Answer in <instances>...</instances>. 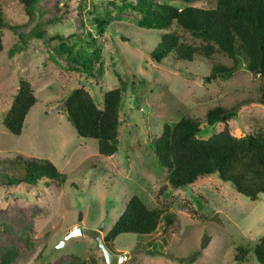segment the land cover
Returning <instances> with one entry per match:
<instances>
[{
    "label": "rangeland",
    "instance_id": "374dc122",
    "mask_svg": "<svg viewBox=\"0 0 264 264\" xmlns=\"http://www.w3.org/2000/svg\"><path fill=\"white\" fill-rule=\"evenodd\" d=\"M158 1L176 8L215 4ZM0 11L7 24L0 50V158L21 154L49 159L66 174L58 185L5 187L0 180V250H19L11 264H63L74 257L84 264H106L96 236L104 238L133 195L173 214V221L166 228L162 218L151 235L123 233L106 243L112 254H127L120 264H261L253 247L264 235V194L251 200L217 174L161 191L167 170L153 147L163 125L183 115L199 120L200 138L220 131L223 123L208 125L205 119L206 111L217 105L236 108L228 121L234 136L261 131L259 75L241 66L231 76L209 81V60L154 61L149 53L162 32L198 40L176 24L167 29L139 25L142 15L121 7L120 0H39L31 22L19 0H0ZM94 18L106 20L103 30ZM34 26L44 32L42 38L29 36ZM87 57L99 59L102 74L91 76L83 69ZM214 61L232 64L219 51ZM20 79L30 82L37 101L21 133L14 135L3 126L2 117ZM120 81L127 89L120 107L118 150L104 156L95 139L77 134L65 99L83 87L101 108L103 93ZM75 227L82 233L65 240ZM237 248L247 251L243 261L235 257Z\"/></svg>",
    "mask_w": 264,
    "mask_h": 264
},
{
    "label": "trees",
    "instance_id": "16d2710c",
    "mask_svg": "<svg viewBox=\"0 0 264 264\" xmlns=\"http://www.w3.org/2000/svg\"><path fill=\"white\" fill-rule=\"evenodd\" d=\"M120 1L121 7L130 8L142 15L139 25L167 29L176 24L198 40L188 41L175 32H162L158 43L149 53L154 61L161 62L166 57L188 62L196 58L209 60L211 67L205 77L209 81L231 76L242 66L261 77L263 83L259 86L256 102L264 105V0H214L213 8L191 5L176 8L158 0ZM19 2L31 22L39 0ZM93 21L103 30L105 19L94 18ZM6 26L0 11V50L2 30ZM28 34L36 38L44 36L39 26H34ZM14 51L12 48L11 52ZM218 51L226 54L232 64L227 66L216 63L214 57ZM82 67L91 76L102 74V64L98 58H85ZM126 89L125 82L120 81L117 87L105 91L101 108L83 87L72 90L65 99L68 119L77 134L95 139L100 155L111 156L118 150L120 107ZM36 101L30 82L20 79L12 104L2 117L3 126L12 134L19 135L25 117ZM235 115V107L217 105L208 109L205 114L207 124L221 122L223 128L205 139L198 137L201 130L199 120L188 115L181 116L173 124L163 125L161 134L153 139L157 161L167 170V185L161 191L184 188L199 177L217 174L251 200L264 194V128L256 133L236 137L228 124ZM0 180L5 187L20 184L36 186L41 182L58 185L66 180V174L60 172L49 159L16 154L0 158ZM162 218L167 228L172 224L173 214L167 213L165 209L150 207L142 198L133 195L104 236V243L113 242L123 233L151 235ZM236 250V259L243 261L247 251L243 248ZM18 252L17 247H2L0 264H11ZM253 253L257 261L264 264V235L254 245ZM84 263V260L74 257L63 264Z\"/></svg>",
    "mask_w": 264,
    "mask_h": 264
},
{
    "label": "water",
    "instance_id": "95a60500",
    "mask_svg": "<svg viewBox=\"0 0 264 264\" xmlns=\"http://www.w3.org/2000/svg\"><path fill=\"white\" fill-rule=\"evenodd\" d=\"M82 215L80 214L79 220H81ZM100 230H103V226L100 228ZM82 230L79 227H75L69 234L65 237V240H68L69 238L81 234ZM97 244L100 248V250L103 253V256L105 258L106 264H120L122 261H124L127 258L126 253L122 254H112L105 246L104 240L100 235L96 236ZM64 242H62L63 244Z\"/></svg>",
    "mask_w": 264,
    "mask_h": 264
}]
</instances>
